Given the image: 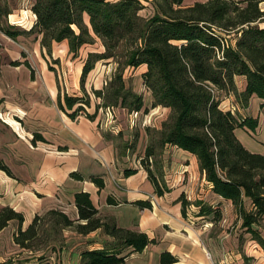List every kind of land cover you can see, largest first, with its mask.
I'll use <instances>...</instances> for the list:
<instances>
[{
    "label": "crops",
    "instance_id": "0c3cea01",
    "mask_svg": "<svg viewBox=\"0 0 264 264\" xmlns=\"http://www.w3.org/2000/svg\"><path fill=\"white\" fill-rule=\"evenodd\" d=\"M204 1L183 0V4ZM147 2L152 7L150 0ZM11 15L10 24L19 29L16 26L22 23ZM84 19L88 22L87 15ZM34 39L37 52H46L40 44V34L34 33ZM96 40L100 41L95 37ZM11 41L0 31V208L11 207L24 220L21 224L9 221L0 231V262L11 258L12 264H80L82 251L104 249L123 257L124 264H162L163 255L173 259L169 264H209L206 250L219 264H264V248L242 225L231 200L212 191L193 154L170 144L163 147L165 172H153L162 191L157 193L140 161L147 147L146 126L150 127L166 109L152 108L154 99L142 78L145 64L131 67V76L139 79L137 87H131L123 74L125 86L142 97L137 117L120 105L113 106L115 121L106 126L103 105L98 106L96 97L95 103L94 99L83 103L67 89L60 92L56 74L45 63L40 68L42 76L32 77L24 60L13 57ZM91 44L82 45L78 52L84 47L87 54L94 52L86 47ZM100 46L104 49L101 41ZM50 47L71 53L66 39L52 42ZM83 59L75 65L80 80ZM100 64L94 62L83 82H89L94 74L99 73L100 78L107 72ZM237 80L243 89L245 78L238 76ZM87 93L92 98L90 91ZM66 97L72 98L71 104H67ZM250 99L258 106L255 113L246 116L257 119L254 131L259 129L260 139L256 141L254 131L243 128H238L236 135L248 150L255 152L256 142L264 147V112L258 97ZM145 108L147 113L143 112ZM125 170L136 172L126 176ZM72 173L82 178L73 177ZM92 178L100 179L101 185ZM79 192L89 194L100 217L120 228L144 233L150 242L143 250L135 251L102 228L85 235L65 228L61 231L66 239L47 248L40 260L43 256L14 242L19 227L26 228L36 214L55 209L79 222L75 205V194ZM245 209L253 211L249 199ZM216 211L220 216L217 219ZM214 225L219 228L213 229ZM251 227L264 239L260 222Z\"/></svg>",
    "mask_w": 264,
    "mask_h": 264
},
{
    "label": "trees",
    "instance_id": "16d2710c",
    "mask_svg": "<svg viewBox=\"0 0 264 264\" xmlns=\"http://www.w3.org/2000/svg\"><path fill=\"white\" fill-rule=\"evenodd\" d=\"M262 1L206 0L184 5L183 0H150L153 12L144 18L139 14L144 7L140 0H34L31 11L35 21L28 31L7 23L6 16L10 12L0 5V31L11 39L26 32L40 34V44L46 49L52 42L66 39L73 55L82 45L99 38L104 51L88 52L81 72L82 81L94 62L112 58L120 42L130 44L124 66L145 64L142 78L153 96L152 108L161 106L172 113L173 121L168 125L163 122L159 130L160 147L170 144L193 154L212 191L231 200L242 218V225L264 248V239L251 227L264 220V154L248 150L236 135L238 128L254 131L257 119L240 118L222 109L215 95V91H231L246 104L256 96L264 112ZM84 15L88 16V22ZM233 34L234 43L230 44ZM24 64L34 77L30 63L24 61ZM118 68L105 97L113 104L103 106L120 105L129 112L139 111L142 97L125 86L120 63ZM238 76L245 78L241 91L236 85ZM71 100L66 97L67 104H71ZM143 112L147 113L148 109ZM34 137L41 138L36 134ZM153 155V147L148 144L140 162L160 194L162 191L150 165ZM135 172L125 170L124 174L129 176ZM71 176L82 178L76 173ZM92 180L101 185L100 179ZM246 199L250 200L253 211L245 209ZM182 202L185 205V201ZM75 205L79 222L59 210H49L43 215L36 214L26 228L19 227L14 242L34 253L42 231L46 235L44 242L54 247L56 240L50 239V233L65 228H73L83 235L102 228L135 251L143 250L150 242L144 233L120 228L100 217L87 192L75 194ZM214 216H219V212ZM12 220L21 224L24 218L11 207L0 208V231ZM48 222L52 227L49 231L43 229ZM172 261L164 255L161 257L162 264ZM12 263L11 258L0 262ZM80 264H124V260L116 252L93 249L81 252Z\"/></svg>",
    "mask_w": 264,
    "mask_h": 264
},
{
    "label": "rangeland",
    "instance_id": "374dc122",
    "mask_svg": "<svg viewBox=\"0 0 264 264\" xmlns=\"http://www.w3.org/2000/svg\"><path fill=\"white\" fill-rule=\"evenodd\" d=\"M142 5L144 6L142 10H140L139 14L147 18L149 17L153 9L149 5V3L146 0H140ZM33 0H0V5L3 10L9 11L11 14H14V17L17 19L16 21H20L22 24H17V28L22 29L24 31H27L28 28H30L31 24L34 22V17L32 15L31 11V5ZM260 6L264 8V1L260 3ZM13 15L11 17L9 14L6 16L7 23L10 24V21L12 20ZM235 34H233L229 38V43H234ZM13 46V57H19V59H22L24 61H28L33 69V74L35 77L39 78L42 76L41 74V64L45 63L46 65L51 66L52 73H55L59 84V90L60 92L64 89V91H68V93L76 94L75 98L83 101V103L91 102L92 99H94V103L96 101L95 97L98 99V106L105 105V104H113L111 101L108 102L105 97H108V90L110 89V82L111 79L114 76V73H116L118 68V63H120L121 69H123L122 74L125 75V81H127L131 87L139 86V79L137 80L136 76L133 75V71L131 70V67L124 66L126 62V54L128 52V49L130 48V44H127L126 42H120L117 47L113 51V57L112 58H106L98 60L100 62L101 66L104 67V71L102 76L98 78V74H94L89 82L85 81L83 82L80 80V74H75V65L84 58L83 62L86 61L87 53L84 49L80 50L76 56H72L71 53L64 52L62 53L61 50H58L56 47L55 49L50 47L46 50V52L38 53L35 45V39H34V33H24V35L18 36L16 39H13V41L9 42ZM89 49H94V52H102L104 49L100 46V41L96 40L93 44L87 45ZM21 52V53H20ZM23 54V55H22ZM93 61V58H92ZM110 69V70H109ZM15 71V70H14ZM16 73V72H14ZM17 75V74H14ZM132 73V74H131ZM110 76V79H109ZM73 77L75 79L73 80ZM105 80L106 84H102V81ZM136 81V82H135ZM137 83V85H136ZM144 84V82H143ZM237 88L239 91L243 90L242 85L237 80L236 82ZM75 89V90H73ZM86 89V90H85ZM103 91L104 95H98L95 91ZM87 91H90L92 98L89 97V94ZM215 95L217 99L220 102V107L225 110H230L238 117H246V115H250L255 113L257 109V102L255 100L249 99L247 104L244 102V100H241L240 97L237 96V94H234L233 92H226V91H215ZM98 96V97H97ZM104 97V98H103ZM164 113H160L159 116L154 120V122L151 124L150 127H148L149 131L146 130L147 135V145L150 144L153 147L154 155L152 156V162H150L151 170L155 173H164L165 172V164L163 162V147H160V132L159 130L162 127L163 122H167L166 125L171 123L173 121L171 110L168 108H165ZM257 127V126H256ZM254 136L253 138L258 141L260 139L259 137V129L253 132ZM134 135V134H133ZM133 140H135V135L132 137ZM242 140H244L242 138ZM254 149L255 152L262 153L264 152V147H262V144L256 142ZM220 216H216V219ZM217 224V223H216ZM260 225L262 228V233H264V222L260 221ZM52 227H50V223H46L44 225L45 230H51ZM214 225L213 229H218ZM74 231L73 228H70ZM52 232V231H51ZM49 235V234H48ZM64 232L57 231L56 233H50V239L56 240V243H61V241L65 240L66 238L63 236ZM46 236L43 231L40 234V240L36 241V247L35 252L36 254L43 256L40 259H44V255L47 253V246L50 248L48 243L44 242L43 237ZM244 240V238H243ZM41 242V243H39ZM243 243V242H242ZM43 253V254H42Z\"/></svg>",
    "mask_w": 264,
    "mask_h": 264
},
{
    "label": "built area",
    "instance_id": "2783aa9c",
    "mask_svg": "<svg viewBox=\"0 0 264 264\" xmlns=\"http://www.w3.org/2000/svg\"><path fill=\"white\" fill-rule=\"evenodd\" d=\"M102 109L105 120L104 124L107 126L111 124L113 121H115L114 108L113 106H103ZM130 114H132L134 117H137L138 111L130 112ZM205 257L209 261V264H219L213 260L211 252L208 250L205 251Z\"/></svg>",
    "mask_w": 264,
    "mask_h": 264
}]
</instances>
